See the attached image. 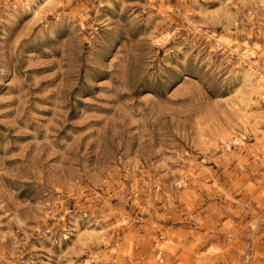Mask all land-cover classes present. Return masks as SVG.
<instances>
[{
    "label": "rangeland",
    "instance_id": "rangeland-1",
    "mask_svg": "<svg viewBox=\"0 0 264 264\" xmlns=\"http://www.w3.org/2000/svg\"><path fill=\"white\" fill-rule=\"evenodd\" d=\"M0 264H264V0H0Z\"/></svg>",
    "mask_w": 264,
    "mask_h": 264
}]
</instances>
